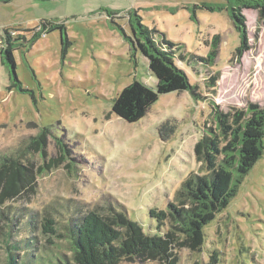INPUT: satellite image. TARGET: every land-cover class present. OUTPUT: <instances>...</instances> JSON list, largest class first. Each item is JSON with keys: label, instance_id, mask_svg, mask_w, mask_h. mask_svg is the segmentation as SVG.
Wrapping results in <instances>:
<instances>
[{"label": "rangeland", "instance_id": "obj_1", "mask_svg": "<svg viewBox=\"0 0 264 264\" xmlns=\"http://www.w3.org/2000/svg\"><path fill=\"white\" fill-rule=\"evenodd\" d=\"M234 5L235 0H0V159L20 158L34 170L31 185L0 203V264L9 262L10 233L13 241L34 236L40 249L72 257L67 238L49 242L45 218H53L64 234L71 216L119 210L146 233L166 231L149 211L167 209L189 174L200 172L194 146L204 126L215 125L212 107L231 111L255 102L264 108V26L256 9L242 8L250 48L240 55ZM44 21L65 28L30 43ZM139 21L158 31L157 40L166 37L180 46L176 63L199 96L188 90L161 94L145 116L129 122L113 113L115 97L134 80L154 89L158 83L149 59L128 38L135 37ZM8 32L15 40L16 75L4 56ZM217 35L218 55L207 61ZM15 76L20 84L14 86ZM166 121L176 123L168 139L160 131ZM204 233L198 250H175L176 264H264V150ZM34 259L26 257L28 264H43Z\"/></svg>", "mask_w": 264, "mask_h": 264}, {"label": "trees", "instance_id": "obj_2", "mask_svg": "<svg viewBox=\"0 0 264 264\" xmlns=\"http://www.w3.org/2000/svg\"><path fill=\"white\" fill-rule=\"evenodd\" d=\"M9 2L11 0H4ZM234 2V0H229ZM231 17L241 33V45L237 52L242 55L250 48L246 15L242 8L256 9L259 20L264 26V0H235ZM139 29L134 26L135 37H128L135 49H140L149 59V68L158 78L154 89L147 84L134 80L124 87L113 102L112 111L119 117L135 122L146 115L161 94L188 90L195 98L199 94L191 84L187 73L176 63V43L163 37L157 40L156 29H150L141 21ZM62 23L42 22V30L36 31L30 43L39 39L43 33L55 29L61 32ZM24 39V38H23ZM220 36L210 58L214 61L218 55ZM5 59L15 71V40L9 34L5 36ZM69 45L70 42L64 43ZM15 85L20 84L15 76ZM217 77L212 78L216 83ZM214 126L205 125L201 138L194 146L197 161L201 162L200 172H192L183 181L174 202L167 209L151 208L150 216L157 220L158 229L166 226V231L146 233L141 224L131 219L124 211L115 210L110 215L89 211L81 217H70L65 233L57 228L53 218H45L43 233L49 242L56 237L67 238L70 242L72 257L46 248L40 249L36 238H7L9 262L7 264H28L26 257L33 261L41 259L43 264H118L123 260H162L176 264V249L188 247L198 250L205 240L204 228L214 220L223 209L229 206L236 196L239 185L263 155L264 108L258 103H249L247 107L231 111L212 107ZM176 123L166 121L160 126L164 139L175 131ZM35 143L31 138L29 147ZM33 165H26L20 158L2 157L0 159V203L18 195L22 189L34 181ZM36 218V217H35ZM31 224L35 223L32 218ZM40 249V251L38 250ZM23 251V252H22ZM22 252V253H21ZM24 258V260H22ZM36 260L34 259L33 262Z\"/></svg>", "mask_w": 264, "mask_h": 264}, {"label": "water", "instance_id": "obj_3", "mask_svg": "<svg viewBox=\"0 0 264 264\" xmlns=\"http://www.w3.org/2000/svg\"><path fill=\"white\" fill-rule=\"evenodd\" d=\"M15 75H16V71H15Z\"/></svg>", "mask_w": 264, "mask_h": 264}]
</instances>
